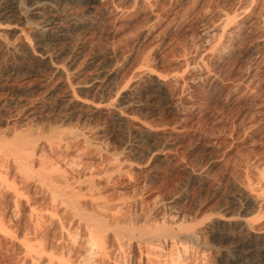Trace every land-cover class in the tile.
Wrapping results in <instances>:
<instances>
[{
  "label": "rangeland",
  "instance_id": "rangeland-1",
  "mask_svg": "<svg viewBox=\"0 0 264 264\" xmlns=\"http://www.w3.org/2000/svg\"><path fill=\"white\" fill-rule=\"evenodd\" d=\"M65 1L31 9L54 5L68 28L84 0ZM133 1L110 0L69 41L78 62L58 60L77 106L54 68L1 61L0 264H264L232 244L246 223L264 245V0ZM13 28L16 43L31 26ZM144 72L166 84L154 103Z\"/></svg>",
  "mask_w": 264,
  "mask_h": 264
},
{
  "label": "bare ground",
  "instance_id": "bare-ground-1",
  "mask_svg": "<svg viewBox=\"0 0 264 264\" xmlns=\"http://www.w3.org/2000/svg\"><path fill=\"white\" fill-rule=\"evenodd\" d=\"M36 2V0H0V66H2L1 61L2 60H8L9 58L11 60H15L16 61L20 60V61H33L35 66L37 67H42V66H46V67H51L54 68L53 70V74L55 76L58 77H62L61 79L64 78V76L66 77V81L63 79L60 84L59 89H64L66 96L68 98L69 101V106L70 105H74L77 106V104L80 103L81 100L78 97V94L76 95V89L72 87V83H70V79L68 80V75H67V71L66 69H70L72 68L76 62H78V59H80L82 53L84 52V43L82 42H76V40L74 41V43L76 42V44H73L72 41L69 42L71 39L73 40L72 37H74V34L77 33L78 36L75 38H78L79 36L81 37V39H87L88 36H90L92 34V32L96 29L98 25V22L100 19H102L104 16L106 17V12L109 10L110 8V0H84L83 1V5L80 9V11L76 14H74L75 18H74V22H72V24L68 25V26H72V27H66L65 25H63V16L57 11V9L53 6H49V7H42L38 10H32L31 6L33 2ZM38 1V0H37ZM59 1V0H58ZM67 1V0H66ZM65 1V2H66ZM70 1V0H68ZM67 1V3H68ZM140 0H134V4L136 5L137 3H139ZM142 1V0H141ZM140 1V2H141ZM144 1V0H143ZM142 1V2H143ZM57 2V1H56ZM54 3L57 4L58 3ZM63 2V1H62ZM60 2V4L62 3ZM132 2V1H131ZM145 2V1H144ZM143 2V4H144ZM51 3V2H50ZM46 6V5H45ZM39 7V6H38ZM37 7V8H38ZM67 8V7H66ZM126 8V7H125ZM125 10V9H124ZM119 10H117L118 12ZM75 13V12H74ZM108 14V13H107ZM113 14V13H112ZM40 18V21L38 24L34 23V18ZM104 17V18H105ZM36 21V22H38ZM71 23V22H70ZM19 24H24L27 26H31V29L29 32H25V31H21V33L23 34L22 38L19 41H17L16 43L10 41L7 37L9 33H11V31H13L16 25ZM100 24V23H99ZM4 26V27H3ZM153 28V27H152ZM71 29V30H70ZM99 29V28H97ZM218 29V28H217ZM24 30V29H23ZM20 31V30H19ZM96 31V30H95ZM220 30H218L219 32ZM221 32V31H220ZM21 35V34H20ZM79 37V38H80ZM92 37V36H91ZM78 38V39H79ZM79 41V40H77ZM46 42H50V44L55 45L56 43H62L63 47H61V49L57 50L56 52H53V50L51 52V54H48L47 52L44 51V48L47 46ZM72 43V44H71ZM49 46V45H48ZM54 47V46H53ZM52 47V48H53ZM87 47V46H86ZM54 49V48H53ZM58 49V48H57ZM50 50V49H49ZM115 53V52H114ZM69 54V57L67 58L66 62H65V68L66 69H61V67H57V62L58 60L64 56ZM116 54V53H115ZM113 55V54H112ZM115 57V56H114ZM113 58V57H112ZM111 59V58H110ZM109 59V60H110ZM9 61V60H8ZM7 61V62H8ZM28 62V61H27ZM94 62V61H92ZM10 64V63H9ZM24 64V63H23ZM89 64V63H88ZM91 64V63H90ZM12 65V64H10ZM6 66V64H5ZM8 66V65H7ZM4 67V66H3ZM0 67V79L5 75V72H7L9 69ZM22 67V66H21ZM104 67V66H103ZM10 68V67H9ZM11 70H9L10 72ZM8 73V72H7ZM6 73V74H7ZM145 73V72H144ZM8 76L11 74H7ZM97 75H99V73H97ZM101 75V74H100ZM92 76V75H91ZM97 78L92 79V81H97L98 76H96ZM11 78V77H10ZM91 78V77H90ZM103 78V77H102ZM101 78V79H102ZM145 78L148 80H151L154 82L155 84V88L150 90L149 94H151L149 96V100L153 101V103L158 99V97L160 96V93L163 92L162 89L164 88V81L162 82L160 80V78H156V76H154V74L152 72H146L145 73ZM9 79V78H6ZM145 79V80H146ZM43 81V80H42ZM61 81V80H60ZM104 81V79H103ZM41 82V81H40ZM47 82V80H46ZM59 82V81H58ZM44 83V82H43ZM60 83V82H59ZM101 83V82H99ZM46 84V83H45ZM44 84V86H45ZM94 84V83H91ZM103 85V83H101ZM153 84V83H152ZM90 85V84H89ZM166 85V84H165ZM59 87V86H58ZM87 87V86H86ZM92 87V86H91ZM107 88V86H106ZM57 89V88H56ZM150 89V88H149ZM58 91V90H57ZM60 92V91H59ZM50 93V92H49ZM82 93V92H81ZM86 93H88L86 91ZM85 93V94H86ZM51 94V93H50ZM66 98V99H67ZM87 98V97H86ZM65 99V100H66ZM79 99V100H78ZM64 100V101H65ZM63 101V102H64ZM85 101V100H83ZM82 101V102H83ZM149 101V102H150ZM66 102V101H65ZM90 102V101H89ZM160 102V101H159ZM88 102H86L85 104H87ZM93 103V102H92ZM152 103V102H151ZM158 103V102H156ZM68 104L66 103V105L68 106ZM89 104V103H88ZM151 106V105H150ZM79 107V106H78ZM83 107V106H82ZM70 108V107H69ZM77 108V107H76ZM121 117H123L121 115ZM145 127V126H144ZM146 129V127H145ZM149 129V127H148ZM147 129V131H148ZM151 132V130H149ZM58 132V131H57ZM59 133V132H58ZM19 140H21L20 138H18ZM15 140V139H13ZM24 140V139H22ZM21 140V141H22ZM28 140V139H26ZM62 140V139H61ZM17 141V140H16ZM9 141L11 142L10 144L12 145V147H18L15 144H18V141ZM25 141V140H24ZM16 142V143H15ZM70 142V141H69ZM7 142H5L4 144H6ZM25 144H29L30 142H24ZM23 143V144H24ZM60 143V142H58ZM9 144V145H10ZM23 144H19V146L23 145ZM10 145V147H11ZM65 145V144H64ZM67 145V144H66ZM5 146V145H4ZM8 147V148H7ZM7 147L5 146V150H10L11 153H14L13 150L14 148H9V146L7 145ZM22 147V146H21ZM38 147V146H37ZM35 147V148H37ZM39 148V147H38ZM4 149V148H3ZM19 150V148H18ZM37 149H34V152ZM2 151V150H1ZM0 151V153H1ZM9 151V152H10ZM8 152V151H7ZM8 152V153H9ZM20 152V150H19ZM17 152H15L16 154ZM1 155V154H0ZM13 155V154H12ZM18 156V153L15 155ZM21 156V155H20ZM20 158V157H19ZM9 161V160H8ZM38 161V160H37ZM36 161V162H37ZM33 163V162H32ZM25 165V164H24ZM20 166V165H19ZM25 169L27 170L28 174H31L29 169H27L25 167ZM45 177V176H44ZM48 176H47V180H48ZM45 179V178H44ZM46 180V179H45ZM46 180V181H47ZM51 180V179H50ZM60 180V179H59ZM62 180V179H61ZM48 182V181H47ZM67 183V182H66ZM67 188V187H66ZM62 189V188H61ZM57 190V189H56ZM59 190V189H58ZM60 192V190H59ZM64 195H65V191ZM71 193V192H70ZM54 194V193H53ZM63 194V193H62ZM69 196V195H68ZM67 196V197H68ZM71 197V196H70ZM261 197V196H260ZM16 199V198H15ZM69 199V198H68ZM75 199V198H74ZM71 206H73L75 209L78 207L77 203L75 204V200H69L68 201ZM69 204V205H70ZM76 205V206H75ZM28 207V206H27ZM247 207V206H246ZM83 213V212H82ZM85 214V213H84ZM83 214V215H84ZM82 216V215H81ZM87 220L89 219V221H91V223L95 226V231H101L104 229H107L106 225L104 223H102V219L101 221L98 220L99 216H96L97 219L93 218L95 216L91 215H84ZM84 217V218H85ZM102 217V216H101ZM225 224L226 227H229L231 225L230 222H223ZM41 224V223H40ZM91 224V225H92ZM94 226L92 227V229L94 228ZM223 227V225H221ZM38 227V226H37ZM224 228V227H223ZM242 228L243 231L246 232L247 235V240L241 241V242H235L232 243L234 244L233 249L238 250L240 248L245 247L246 245L249 246H253L255 248H257L258 253L260 255H263L264 258V245H261L260 240H257L254 242L253 238H254V233L252 231V228L250 227L249 224H242ZM125 229V228H124ZM128 231V230H126ZM149 230H147L148 232ZM97 232V231H96ZM155 232V231H154ZM160 232V231H158ZM162 232V231H161ZM98 233V232H97ZM153 233V232H152ZM151 233V234H152ZM147 234V233H146ZM145 234V235H146ZM158 234V233H157ZM156 234V236H157ZM150 235V233H149ZM153 235V234H152ZM161 235V234H160ZM128 236V235H127ZM94 237V236H93ZM246 237V236H245ZM230 237H228L227 235L224 236V239H228ZM96 239V237H95ZM90 240V239H89ZM239 241V240H238ZM93 243V241H92ZM91 243V244H92ZM252 243V244H250ZM264 243V242H263ZM93 245V244H92ZM92 247V246H91ZM90 247V248H91ZM93 248V247H92ZM96 249V246L94 247ZM232 249V250H233ZM90 250V249H89ZM33 251V250H32ZM235 252V251H234ZM236 258V257H235ZM234 261V260H233ZM58 263V262H57ZM61 264V263H60ZM233 264V262H232Z\"/></svg>",
  "mask_w": 264,
  "mask_h": 264
}]
</instances>
